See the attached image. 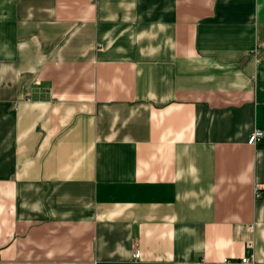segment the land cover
Segmentation results:
<instances>
[{"label": "crops", "instance_id": "1", "mask_svg": "<svg viewBox=\"0 0 264 264\" xmlns=\"http://www.w3.org/2000/svg\"><path fill=\"white\" fill-rule=\"evenodd\" d=\"M255 128L264 0H0V264H264Z\"/></svg>", "mask_w": 264, "mask_h": 264}, {"label": "built area", "instance_id": "2", "mask_svg": "<svg viewBox=\"0 0 264 264\" xmlns=\"http://www.w3.org/2000/svg\"><path fill=\"white\" fill-rule=\"evenodd\" d=\"M264 137V131L260 128H255L250 135L248 136V143L250 144H255L257 141L261 140ZM254 189L257 191L259 189V185L255 184ZM132 255L134 257L138 256V251L134 250ZM249 260H247L246 258H241V262H248ZM204 261L203 259L200 260H195V261H189V262H175L174 264H203Z\"/></svg>", "mask_w": 264, "mask_h": 264}, {"label": "rangeland", "instance_id": "3", "mask_svg": "<svg viewBox=\"0 0 264 264\" xmlns=\"http://www.w3.org/2000/svg\"><path fill=\"white\" fill-rule=\"evenodd\" d=\"M244 258H246L247 260H249V258H247V257H244ZM174 263H175V262H174ZM174 263H173V264H174ZM242 263H245V262H242Z\"/></svg>", "mask_w": 264, "mask_h": 264}]
</instances>
